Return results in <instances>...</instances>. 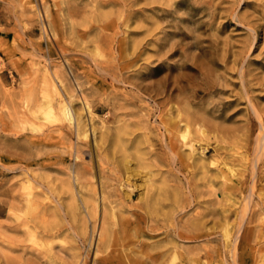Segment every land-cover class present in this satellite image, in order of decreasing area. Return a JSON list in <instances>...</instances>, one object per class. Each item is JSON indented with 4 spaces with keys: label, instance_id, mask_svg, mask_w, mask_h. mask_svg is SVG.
<instances>
[{
    "label": "rangeland",
    "instance_id": "obj_1",
    "mask_svg": "<svg viewBox=\"0 0 264 264\" xmlns=\"http://www.w3.org/2000/svg\"><path fill=\"white\" fill-rule=\"evenodd\" d=\"M51 83L70 125L38 114ZM163 244L264 264V0H0V264Z\"/></svg>",
    "mask_w": 264,
    "mask_h": 264
},
{
    "label": "bare ground",
    "instance_id": "obj_2",
    "mask_svg": "<svg viewBox=\"0 0 264 264\" xmlns=\"http://www.w3.org/2000/svg\"><path fill=\"white\" fill-rule=\"evenodd\" d=\"M139 48V47H138ZM246 58V57H245ZM51 86H50V89L48 90V92L46 93V97L44 98V101H43V103L38 107V110L37 111H39V115H41V117H42V120H44L43 118H45V119H59V120H61V121H67L68 123H69V125L72 123V113L70 112V108L68 107V105L65 103V101L57 94V91H56V88L54 87V85L52 86V83L50 84ZM70 98V97H69ZM76 113V112H75ZM77 114V113H76ZM75 117H77V116H74V118ZM80 118V117H79ZM78 118V119H79ZM77 119V127H79V125H80V119L78 120ZM40 120V119H39ZM64 123H66V122H64ZM197 124V123H196ZM72 126V125H71ZM197 126H198V124H197ZM39 127V126H38ZM33 128H34V126H33ZM185 128H187V127H185ZM35 129H37V128H35ZM77 129V128H76ZM120 130V129H119ZM178 130V129H177ZM120 132V131H119ZM178 132H180V133H182L181 131H178ZM184 132H185V130L183 131V134H181L183 137L185 136L184 135ZM78 133V132H77ZM117 133V132H116ZM186 135H187V133H186ZM85 137V136H84ZM186 137V136H185ZM184 137V138H185ZM121 144V143H120ZM169 147V149H171V150H173L172 149V143H170V145L168 146ZM98 151H99V149H98ZM138 153V152H137ZM78 154V153H77ZM99 156H101V155H99ZM78 157V156H77ZM101 158V157H100ZM99 158V159H100ZM102 158H103V156H102ZM106 158V157H105ZM116 159V158H115ZM101 160V159H100ZM105 161H106V159H104ZM122 161H123V159H122ZM121 161V162H122ZM101 162V161H100ZM112 162V161H111ZM120 162V163H121ZM102 163H103V161H102ZM112 163H114L115 164V162H112ZM123 165V164H122ZM111 166H112V164H111ZM124 166V165H123ZM114 167V166H113ZM123 169H124V167H123ZM125 169H126V167H125ZM102 172H104V171H102ZM119 171H117V173H118ZM124 172V171H123ZM28 174V173H27ZM78 174V173H77ZM79 175V174H78ZM112 176V175H111ZM114 177H113V179H118V180H121L120 178L121 177H119V175H117V174H115V175H113ZM75 177V176H74ZM81 177V176H80ZM110 177V176H109ZM166 181V180H165ZM106 182V181H105ZM25 183V182H24ZM123 185H128V184H123ZM29 187V186H28ZM124 188V187H123ZM129 190V189H128ZM31 191V190H30ZM45 191V190H44ZM213 191V190H212ZM33 192V191H32ZM31 192V193H32ZM104 192V191H103ZM111 193L110 194H113V195H115V196H117V198H120V196H121V192H120V190H119V188L118 189H115V190H113V192L112 191H110ZM131 193L129 194V196H132L133 194L132 193H134L135 191H134V189L132 188L131 189V191H130ZM107 193V192H106ZM123 194H124V191H123ZM122 194V195H123ZM30 195V194H29ZM59 195V194H58ZM108 195V194H107ZM127 195V194H126ZM143 195V194H142ZM31 196V195H30ZM161 196H162V194L161 193H159L157 190H148V192H147V194H146V196L145 197H143L144 199V202L143 203H141V204H139V203H134V204H136V206H142V207H145V208H147L148 210H152V208H154L153 206L154 205H159L160 204V198H161ZM104 197V196H103ZM47 198V197H46ZM89 198V197H88ZM124 198V197H123ZM71 199V198H70ZM96 199V198H95ZM71 200H73V199H71ZM83 204V203H82ZM35 205H37V204H35ZM65 205H67V204H65ZM78 205V204H77ZM120 205H121V203H120ZM162 205V204H161ZM14 206V205H13ZM71 206H73V205H71ZM104 206V205H103ZM35 207H37V206H35ZM39 207V206H38ZM67 207V206H66ZM69 207V206H68ZM81 207V206H80ZM85 207V206H84ZM12 208V207H11ZM45 208V207H44ZM54 208V207H53ZM56 208V207H55ZM83 208V207H82ZM123 208V207H122ZM164 208V207H163ZM8 209H10L9 207H8ZM13 209V208H12ZM39 209V208H38ZM70 209V208H69ZM164 210H165V208H164ZM10 211H11V209H10ZM44 211H46V210H44ZM86 211V210H85ZM39 213V212H38ZM55 214V213H54ZM89 216H90V211H89ZM87 215V214H86ZM105 213H104V209H103V214H102V220H101V226H100V230H99V235H98V239H97V242H96V252H98V251H106V250H109V249H107L108 247H110V246H112L114 243H113V240L111 241V239H110V235H111V232H110V230H109V228H110V225H109V228H108V226L107 225H104V224H106L105 223ZM88 216V215H87ZM109 220V219H108ZM151 220V219H150ZM84 221V220H83ZM25 223V222H24ZM23 223V224H24ZM107 223H108V221H107ZM201 223V222H200ZM46 224V223H45ZM109 224V223H108ZM111 224V223H110ZM82 225H83V223H82ZM84 225H86V223L84 222ZM112 225V224H111ZM124 225V224H123ZM132 225V224H131ZM214 225H215V223H214ZM130 227H132V226H130ZM83 228H85V226H83ZM187 228V227H186ZM125 230H126V228H124ZM150 230H153V231H155L156 230V228L155 227H151L150 228ZM113 231H115V230H113ZM136 231V230H135ZM187 231V230H186ZM36 232V231H35ZM130 232V231H129ZM166 232H168L167 230H166ZM113 233V232H112ZM137 233V232H136ZM35 233H33V234H31L32 236L34 235ZM124 234V233H123ZM67 235H69V234H67ZM114 235H116V234H114ZM178 235L180 236V237H186L187 235H186V233H184V232H178ZM123 236V235H122ZM31 237V236H30ZM131 237V236H130ZM113 238V237H112ZM127 239V238H126ZM125 239V240H126ZM28 240V239H27ZM35 240V239H34ZM129 240H130V238H129ZM131 241V240H130ZM10 242V241H9ZM129 242V241H128ZM47 244V243H46ZM134 244V243H133ZM123 245V244H122ZM138 245V244H137ZM50 246V245H49ZM132 246V245H131ZM134 246V245H133ZM116 247V246H115ZM192 247V246H191ZM4 248V247H3ZM50 248V247H49ZM127 248V247H126ZM130 248V247H129ZM145 248V247H144ZM175 249H176V247H171V245L170 246H168V245H166V244H163V246H162V248L161 249H159V250H156V251H153L152 253H149L148 255H147V257H145V262H147V264H193L192 262L194 261V259H191L190 257H188V256H180V257H178V260H176V254H175ZM140 250V249H139ZM190 250V249H189ZM1 253V252H0ZM4 253V252H3ZM106 253H108V254H106V255H101L100 256V259L97 261V264H104L105 262H107V260H108V256H110V252H106ZM171 253H173L172 254V258H170L169 259V257H170V255H171ZM127 254V253H126ZM125 255V254H124ZM127 256V255H126ZM126 256H125V258H126ZM2 257H3V255H2ZM123 257V256H122ZM128 257V256H127ZM136 257V256H135ZM144 257L141 259V260H144ZM129 258V257H128ZM131 258V257H130ZM98 259V258H97ZM127 259V258H126ZM186 259H187V262L188 263H186L185 261H186ZM5 261V260H4ZM96 261V260H95ZM140 261V260H139ZM10 262V261H9ZM6 263V262H5ZM16 263V262H15ZM27 263V262H26ZM86 263V262H85ZM96 263V262H95ZM137 263L139 264L140 262H138L137 261ZM142 263V262H141ZM140 263V264H141ZM13 264V263H12ZM72 264V263H71ZM79 264H80V262H79ZM93 264V263H92Z\"/></svg>",
    "mask_w": 264,
    "mask_h": 264
}]
</instances>
